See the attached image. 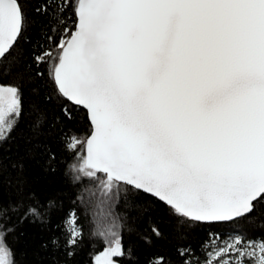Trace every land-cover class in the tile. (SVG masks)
Returning a JSON list of instances; mask_svg holds the SVG:
<instances>
[{"label":"water","instance_id":"obj_1","mask_svg":"<svg viewBox=\"0 0 264 264\" xmlns=\"http://www.w3.org/2000/svg\"><path fill=\"white\" fill-rule=\"evenodd\" d=\"M22 27L0 0V59ZM55 77L110 178L205 222L264 195V0H80Z\"/></svg>","mask_w":264,"mask_h":264},{"label":"trees","instance_id":"obj_2","mask_svg":"<svg viewBox=\"0 0 264 264\" xmlns=\"http://www.w3.org/2000/svg\"><path fill=\"white\" fill-rule=\"evenodd\" d=\"M79 1L18 0L22 31L0 59V85L19 98L0 136V230L11 264H96L114 242L119 264H218L233 238L264 247V195L248 214L205 222L87 164L91 121L55 77Z\"/></svg>","mask_w":264,"mask_h":264},{"label":"rangeland","instance_id":"obj_3","mask_svg":"<svg viewBox=\"0 0 264 264\" xmlns=\"http://www.w3.org/2000/svg\"><path fill=\"white\" fill-rule=\"evenodd\" d=\"M19 98L15 88L0 85V136L4 135L11 127L13 116L17 114ZM81 168L87 174H95L96 171L87 166L83 159ZM121 253V247L117 242L109 245L104 251L99 253L96 264H119L116 256ZM226 255L218 264H244L246 254L254 255L258 258L255 264H264V247L261 243L243 242L240 238L229 239L224 246L216 252L214 257ZM0 264H11V254L4 240V234L0 230Z\"/></svg>","mask_w":264,"mask_h":264}]
</instances>
